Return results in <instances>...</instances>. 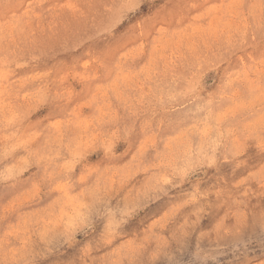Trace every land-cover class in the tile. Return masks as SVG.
Masks as SVG:
<instances>
[{"label":"rangeland","instance_id":"374dc122","mask_svg":"<svg viewBox=\"0 0 264 264\" xmlns=\"http://www.w3.org/2000/svg\"><path fill=\"white\" fill-rule=\"evenodd\" d=\"M0 264H264V0H0Z\"/></svg>","mask_w":264,"mask_h":264}]
</instances>
